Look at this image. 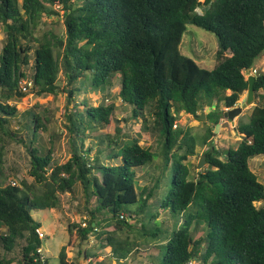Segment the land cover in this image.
<instances>
[{"label":"trees","instance_id":"obj_1","mask_svg":"<svg viewBox=\"0 0 264 264\" xmlns=\"http://www.w3.org/2000/svg\"><path fill=\"white\" fill-rule=\"evenodd\" d=\"M56 7L63 13L64 38L39 40L42 17L59 14ZM0 24L6 29L0 45V264H49L37 253L44 240L33 213L60 210L63 197L74 195L77 185L87 206L95 204L84 207L85 225H69V244L105 237L112 260L125 264L146 243L131 241L124 233L134 230L154 196L153 187L138 190L136 172L151 164L155 154L137 137L121 154L111 151V143L119 147L127 136L117 126L114 104L84 101L85 111L75 107L66 115L71 157L62 164L53 157V135L50 147L41 140L44 118L33 110L18 117L12 102L30 92L56 95L61 73L73 99L83 88L105 91L119 77L122 101L132 107L134 119L143 118L166 166L173 163L163 208L184 220L154 264H264V184L250 165L252 158L264 156V103L253 108L249 123L238 126L236 149L221 153L211 147L205 152L208 167L196 179H190L185 164L195 154V138L176 128V114L197 116L215 102L231 110L248 90L244 71L254 69L264 54V0H0ZM188 25L216 36L219 63L213 70L181 54ZM254 87L256 100L264 99V73L256 75ZM227 112L207 117L218 125ZM109 127L114 133L101 135L98 155L92 158L95 145L86 151V140ZM11 148L26 154L31 184L7 182ZM119 159L114 165L112 160ZM139 196L143 202L137 210L125 212ZM194 205L200 210L188 212ZM107 209L112 220L102 215ZM133 216L137 219L131 225ZM196 221L206 228L199 238L191 231ZM66 249L59 253L60 264H78L69 260Z\"/></svg>","mask_w":264,"mask_h":264},{"label":"rangeland","instance_id":"obj_2","mask_svg":"<svg viewBox=\"0 0 264 264\" xmlns=\"http://www.w3.org/2000/svg\"><path fill=\"white\" fill-rule=\"evenodd\" d=\"M19 3L22 4V0H19ZM55 9L59 11V14L44 15L42 17L40 26L37 30V37L39 40H42L44 36L64 38L66 28L63 13L58 7ZM198 12L201 14L204 13L202 9H198ZM5 30V26L0 24L1 46L6 36ZM218 50L219 43L215 35L194 25L187 26V31L183 36L180 46L182 55L193 59L201 68L213 70L219 63V58L217 56ZM253 68L258 70L259 74L264 73V54L256 61ZM58 84L60 89L56 95L48 94L47 96H37L34 92H30L28 96L21 101L12 102L13 104H17L19 110L18 117L27 110H33L44 118L43 124L46 127V132H44L43 129L40 130L42 133L41 140L50 147L51 144H49V140L51 135H53V157L55 162L62 164L71 157L70 132L67 128L68 121L66 115L72 112L75 107H78L79 111H85L86 107L82 104L84 101H87L91 106H99L104 100L108 104L111 103L115 105V113L119 121L117 126L125 129L127 136L120 140L119 147L111 143V151L115 148L116 152L121 154L123 148L132 144L134 137L140 139L142 147H153L152 152L155 154L153 162L139 169L136 175L138 190L141 191L146 186L153 187L155 189L154 196L150 199V202L145 206V210L141 213L138 225L134 226V230L129 231L126 229L124 235L131 241L137 240V242L139 241L140 243L146 242L139 247L138 253L135 252L130 256L125 264H154L161 259L165 252L166 242L172 236L173 232L183 225L184 220L182 214L174 213L171 209L163 208L165 196L172 186L173 163H171L169 167L166 166V162L161 156L160 146H156L155 139L145 132L143 118L139 117L134 119L132 107L122 101L119 94V77H116L105 91H95L91 88L85 90L83 88L82 91L76 92L74 102H72L74 99L68 96V86H66L67 80L62 73L60 74ZM22 87L25 88L24 83ZM28 91L29 89H26V92ZM228 94H230V92H228ZM246 97L247 91L241 95L235 108L242 107L246 102ZM262 103H264V99L259 98L256 100L255 98L254 102L247 108H244L242 113L236 116L233 121L229 120V118H223L218 125H215L212 120H209L207 115L213 111H229L224 102L218 104L215 102L213 107H207L199 111L197 116L188 115L184 112L176 114L177 130H183L185 135L189 134L194 137L196 141L195 154L185 162L190 170V179H196L198 173L208 167L205 152L209 148L213 147L221 153H225L228 148L236 149L238 147L241 141L238 126L249 123L253 108L257 104ZM13 127H18L16 121H13ZM107 131L112 134L114 133L113 127H109L108 129L92 133L91 138L86 140L84 144V149L86 151L87 147L91 146L92 143L95 145L93 150L89 152V156L92 158L98 155L96 149L99 140L101 135L106 134ZM105 148L109 150V145H106ZM11 149L8 157L12 169L6 171L7 182L12 185H19L22 180H27L28 183L31 184L33 179L28 175L29 161L26 154L23 152L22 148H19L18 154H16L13 148ZM203 157L205 159V164L200 169L199 164ZM120 161V159L119 161L112 160L114 165L118 164ZM105 162H107V160ZM250 165L258 176L259 181L264 184V156L252 158L250 160ZM76 187L77 189L74 195L68 194L67 197H63V204L60 210H41L33 213V217L42 224V228L39 232L46 237L43 248L48 263L60 264L59 253L63 247H67L66 252L69 260L78 264H97L100 262H102L101 264H121L112 260V256H110L111 249L106 247L105 237L98 238L97 236H90L87 241H82L78 238L74 244H69V225H85V221L87 222L89 219L85 220L83 215L84 207L86 206L91 209L92 205L95 204L93 200L92 205L87 206L84 200L85 196L83 195L82 187L80 185ZM142 202L139 196V202L127 206L124 211L135 212ZM200 203H198L199 207ZM261 204L262 203H256L257 206ZM199 207L196 208L194 205L188 212H195L197 209L200 210ZM102 215L105 219L112 220V212L110 210L107 209L103 211ZM133 217L135 219H128L131 225L136 223L137 218L135 216ZM112 229V227L109 228V230ZM205 230L206 228L203 222L200 221H196L191 228L196 238L202 236ZM159 254H161V256H158ZM92 255H97L98 257L90 258Z\"/></svg>","mask_w":264,"mask_h":264},{"label":"water","instance_id":"obj_3","mask_svg":"<svg viewBox=\"0 0 264 264\" xmlns=\"http://www.w3.org/2000/svg\"><path fill=\"white\" fill-rule=\"evenodd\" d=\"M248 81H249V86H248V90H247L246 102L242 107L233 108V109L229 110L227 113H225V117L229 118V120L233 121L236 116H238L242 113L244 108H247L248 106H250L255 100V87L254 86H255V82H256V77L252 75V76H250ZM204 164H205V159L203 157L200 164H199V168L201 169Z\"/></svg>","mask_w":264,"mask_h":264},{"label":"built area","instance_id":"obj_4","mask_svg":"<svg viewBox=\"0 0 264 264\" xmlns=\"http://www.w3.org/2000/svg\"><path fill=\"white\" fill-rule=\"evenodd\" d=\"M258 74H259V73H258V70H256V69H250V70H246V71H244V75H245V77H246L247 80L250 78V76L253 75V76L256 77V75H258ZM39 235L41 236L40 238H41L42 240H45L46 237H44L43 234H41V233L39 232ZM37 253H38L39 255L42 256V260L46 259V255H45V252H44V248H43V247L39 248V249L37 250ZM35 262H36V259H35Z\"/></svg>","mask_w":264,"mask_h":264}]
</instances>
